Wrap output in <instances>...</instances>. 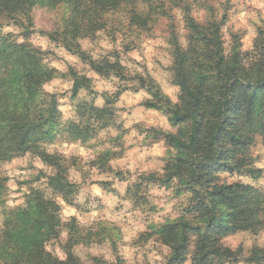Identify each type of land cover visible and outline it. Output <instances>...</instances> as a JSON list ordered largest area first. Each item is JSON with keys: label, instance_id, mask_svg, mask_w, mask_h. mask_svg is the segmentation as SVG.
<instances>
[{"label": "trees", "instance_id": "trees-1", "mask_svg": "<svg viewBox=\"0 0 264 264\" xmlns=\"http://www.w3.org/2000/svg\"><path fill=\"white\" fill-rule=\"evenodd\" d=\"M138 2L0 0V163L30 153L53 169L47 177L53 197L37 190L25 210L7 217L0 235V264H83L71 252L61 260L46 250L47 243L59 237L62 227L60 205L54 197L69 201L77 189L69 181L63 158L49 154L46 146L59 135L75 143L87 142L99 129L110 125L108 115H112L106 108L82 105L77 121L63 123L57 96L44 90L55 71L47 65L44 52L29 44L33 31L27 29L20 41L13 33H3L4 22L19 24L20 16L37 6H70L63 30L47 36L68 51L79 50L78 39L100 31L114 38L117 29L111 23L115 14L130 4L133 8L129 10L127 26L137 31L149 29L161 6L152 5L148 11L140 12L135 9ZM224 20L213 16L198 23L189 17L186 46L176 33L171 34L179 103L172 106L159 92L155 95L158 104L168 109L178 131L164 135L170 158L163 176L143 177L140 188L151 183L172 189L177 195H189L179 218L158 230L162 242L171 250L168 264H184L192 245V264L238 262L241 252L223 247L222 240L239 232L256 235L264 230V193L223 178L258 179L263 174L255 166L251 150L257 141L264 144V30H260L251 51L243 52L239 37L234 36L232 51L227 53L222 35ZM78 55L86 59L84 53ZM90 63L100 76H124L119 62L111 63L105 58ZM74 78L75 95L90 88L87 77ZM158 104L147 102L146 106L159 109ZM246 262L264 264V248L254 247ZM93 264L106 263L95 259Z\"/></svg>", "mask_w": 264, "mask_h": 264}, {"label": "rangeland", "instance_id": "rangeland-1", "mask_svg": "<svg viewBox=\"0 0 264 264\" xmlns=\"http://www.w3.org/2000/svg\"><path fill=\"white\" fill-rule=\"evenodd\" d=\"M152 2L139 0L135 4L140 12L148 11L152 5L161 6L163 11L155 16L156 21L150 23L149 29L137 31L136 27L127 26L129 10L133 8L130 4L115 14L111 23L117 29L114 38L100 31L78 39L79 50L68 51L47 36L63 30L70 6H37L20 16L19 24L12 21L3 24V33H13L20 41L27 29L33 31L29 44L44 52L47 65L55 71L44 90L57 96L63 123L77 121L82 105L93 104L112 113L108 115L110 125L99 129L87 142L75 143L59 135L53 144L46 146L49 154L63 158L69 181L77 186L69 201L54 197L60 205L62 227L59 237L49 241L46 250L58 259H65L66 253L71 252L83 264H93L95 259L106 264L169 263L171 250L162 242L158 230L179 218L189 195H177L172 189L151 183L140 188V183L143 177L163 176L170 158L164 135L178 131L168 109L158 104L155 96L159 92L172 106L179 103L171 34L176 33L186 46L188 18L204 23L214 16L218 21L225 19L222 35L226 52L232 51L233 37L238 36L241 50L246 53L253 49L260 30H264V0ZM78 52L84 53L86 59ZM105 58L111 63L119 62L123 78L115 73L100 76L93 70L90 61ZM74 75L90 79V88L75 95ZM147 102L160 108H147ZM251 153L255 166L263 171L260 178H223L264 193V144L257 141ZM52 172L42 158L30 153L0 163V235L7 217L25 210L37 190L53 197L47 180ZM221 244L233 252H241L242 257L238 262L222 264H248L246 258L251 250L264 248V230L256 235L239 232L223 239ZM193 253L194 245L184 264H192Z\"/></svg>", "mask_w": 264, "mask_h": 264}]
</instances>
